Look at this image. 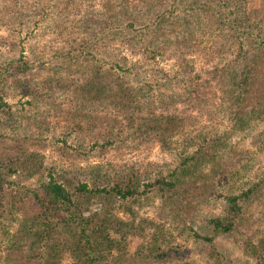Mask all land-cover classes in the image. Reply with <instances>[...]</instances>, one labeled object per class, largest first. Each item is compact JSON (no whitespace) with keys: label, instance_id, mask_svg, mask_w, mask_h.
<instances>
[{"label":"rangeland","instance_id":"1","mask_svg":"<svg viewBox=\"0 0 264 264\" xmlns=\"http://www.w3.org/2000/svg\"><path fill=\"white\" fill-rule=\"evenodd\" d=\"M256 34L264 0H0V264L37 252L33 209L16 190L50 179L93 190L79 213L104 229L115 264L264 257V121L229 132L224 101ZM263 94L257 79L256 103ZM198 151L208 165L184 192L147 188ZM121 180L134 195L107 193ZM228 196L242 200L234 233L214 232L207 221L226 217ZM56 232L54 263L73 264Z\"/></svg>","mask_w":264,"mask_h":264},{"label":"trees","instance_id":"2","mask_svg":"<svg viewBox=\"0 0 264 264\" xmlns=\"http://www.w3.org/2000/svg\"><path fill=\"white\" fill-rule=\"evenodd\" d=\"M251 37L254 38L252 41L254 43L253 53L244 65L233 67L230 76H225L229 86L224 91V101L229 105L228 110L232 115L229 132L245 130L251 119L264 121V94L258 103L254 100L256 80L264 79V39L258 34L251 35ZM4 107L6 105L0 98V110ZM147 125H149L148 122ZM222 141L224 140H221L220 136L216 140H211L212 148L219 150V146L223 144ZM207 162L205 156L198 151L183 158L169 177L156 179L147 188L157 189L162 196L171 193V197H173L174 191H177L176 194H180L185 191L184 188L189 183H193L197 179L202 168L208 165ZM3 182L5 180L0 167V183ZM133 189L129 183L121 180L107 193L125 199L135 194ZM19 192H23L24 195L23 200H18L17 204L21 208L30 205L39 232L37 252L25 264H55L54 260L58 254V242L55 240L57 227H60L68 237L73 264H115L108 257L102 255V252L111 243L104 229L95 222L93 215L84 217L79 213L77 200H82L85 195L91 197L94 194L93 190L88 189L85 184L70 190L50 179L41 183L34 190L25 189L23 186L17 187L16 195ZM241 202V196L226 197V217L208 220L207 225L214 232L233 234L234 221L241 211ZM204 240L211 241L209 238H204ZM259 246L262 248L261 242ZM256 249L253 252L258 260L256 264H264L263 255Z\"/></svg>","mask_w":264,"mask_h":264}]
</instances>
